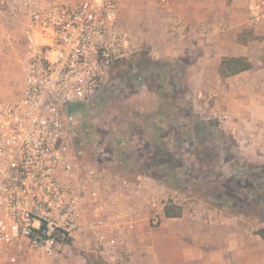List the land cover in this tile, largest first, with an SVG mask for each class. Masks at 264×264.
<instances>
[{
	"label": "rangeland",
	"instance_id": "1",
	"mask_svg": "<svg viewBox=\"0 0 264 264\" xmlns=\"http://www.w3.org/2000/svg\"><path fill=\"white\" fill-rule=\"evenodd\" d=\"M119 29L128 57L111 66L89 106L68 111L79 161L105 170L108 180L142 181L146 194L153 180L181 208L222 212L248 234L264 228V105H235L234 80L215 81L209 74L212 88L204 89L190 57L175 63L157 59L164 42L151 40L136 22L126 28L119 21ZM24 57L19 27L3 24L0 104L19 98ZM81 235L54 264H105L93 253L90 237Z\"/></svg>",
	"mask_w": 264,
	"mask_h": 264
},
{
	"label": "built area",
	"instance_id": "2",
	"mask_svg": "<svg viewBox=\"0 0 264 264\" xmlns=\"http://www.w3.org/2000/svg\"><path fill=\"white\" fill-rule=\"evenodd\" d=\"M120 3L0 1V22L16 24L25 43L21 96L0 104V254L24 248L58 262L85 232L105 264L126 260L122 233L138 215L106 211L98 204L97 189L111 183L128 189L129 184L119 177L108 180L105 170L79 161L70 136L73 116L68 114L75 105L89 106L111 66L129 55L118 27ZM159 5L165 7L166 0ZM247 18L250 26L264 23V2L249 10ZM182 28L175 19L169 33L178 37ZM149 181L147 202L155 206L163 191ZM84 197L92 207L86 221ZM168 200L178 206L175 197Z\"/></svg>",
	"mask_w": 264,
	"mask_h": 264
},
{
	"label": "crops",
	"instance_id": "3",
	"mask_svg": "<svg viewBox=\"0 0 264 264\" xmlns=\"http://www.w3.org/2000/svg\"><path fill=\"white\" fill-rule=\"evenodd\" d=\"M263 2L166 0V6L161 7L159 0H121L118 27L119 21L126 28L136 22L144 34L152 36L151 40L163 41L155 53L159 60L175 63L190 57L198 83L201 87L205 86L204 89L209 87V74L215 76V81L221 80L219 66L223 59L244 58L251 69L224 78V82H236L232 97L235 105L263 106L264 23L250 26L247 18L248 11ZM151 13L154 17H149ZM175 19L183 23L178 37L169 33L170 24ZM2 25L0 22V28ZM203 26L209 30H202ZM22 89L23 82L20 96ZM218 99L222 101L221 96ZM261 130L264 144V127ZM127 183L128 189L114 183L113 186L111 183L97 189L98 204L106 211H128L133 216L138 215L135 224L122 233L126 255L124 264H264V241L254 233L251 235L243 231L236 218H227L222 212L197 206L191 210L181 208L180 217L165 218L163 209L169 197H158L157 203L152 206L141 189L142 181ZM90 205V199L84 197L81 201L83 221L91 219ZM81 234L77 239L83 237ZM32 254L38 259L34 260ZM12 257L16 259L15 263H10ZM0 264L54 262L35 251L12 248L0 254Z\"/></svg>",
	"mask_w": 264,
	"mask_h": 264
},
{
	"label": "trees",
	"instance_id": "4",
	"mask_svg": "<svg viewBox=\"0 0 264 264\" xmlns=\"http://www.w3.org/2000/svg\"><path fill=\"white\" fill-rule=\"evenodd\" d=\"M250 69L251 65L244 58H227L223 59L220 63L219 75L224 79L235 76ZM181 211L182 209L180 206L168 203L163 209V215L165 218H177L181 216ZM254 234L257 235L262 241H264V228L257 230Z\"/></svg>",
	"mask_w": 264,
	"mask_h": 264
}]
</instances>
